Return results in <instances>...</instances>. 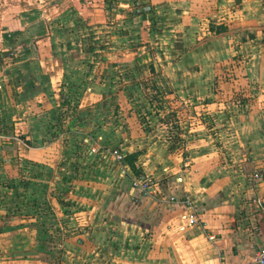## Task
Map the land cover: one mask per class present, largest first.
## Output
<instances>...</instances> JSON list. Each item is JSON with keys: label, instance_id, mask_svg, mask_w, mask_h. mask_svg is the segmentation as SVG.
I'll list each match as a JSON object with an SVG mask.
<instances>
[{"label": "rangeland", "instance_id": "obj_1", "mask_svg": "<svg viewBox=\"0 0 264 264\" xmlns=\"http://www.w3.org/2000/svg\"><path fill=\"white\" fill-rule=\"evenodd\" d=\"M164 2L61 0L49 7L48 30L35 44L56 51L42 54L52 61L40 84L24 69L19 88L2 92L0 257L55 261L63 240L86 231L89 218L108 221L114 202L131 199L121 183L132 176L158 187L170 167L209 148L228 174L249 154L264 156V79L250 69L264 63V36L229 30L208 8L182 30L184 9ZM175 61L196 63L199 89L184 90L194 74L185 70L177 81ZM247 125L255 131L244 132Z\"/></svg>", "mask_w": 264, "mask_h": 264}, {"label": "crops", "instance_id": "obj_2", "mask_svg": "<svg viewBox=\"0 0 264 264\" xmlns=\"http://www.w3.org/2000/svg\"><path fill=\"white\" fill-rule=\"evenodd\" d=\"M59 1L0 0V110H4L3 88L9 89L10 85L19 88L25 80L24 69H28V77L34 83L40 84L39 73L46 70L44 64L52 61L51 56L43 60L42 54L51 55L56 50L50 46L44 50L35 44L36 38L48 30L49 7ZM164 1V6L184 9L178 19L181 22L178 28L183 26L182 30L188 29L189 20L196 22L200 18L197 15L200 10L208 8L213 16L225 21L229 30L264 36V0ZM193 53L197 56L199 51L194 49ZM172 64L170 67L174 66L177 81L181 82L183 72L193 73L192 66L196 63ZM261 64L250 68L257 69L258 80L264 79V63ZM202 82L194 74L191 82L184 84V90L187 85L199 89ZM34 111H40L37 105ZM20 123L25 130V123ZM247 126L242 129L247 134L255 131ZM259 149L263 150L264 144ZM249 156L250 160L243 158L238 169L228 174L217 169L218 160L212 157L209 148L191 163L182 160L170 167L166 172L169 177L163 183L157 187V183L150 182L151 191L133 202V195L140 192L133 181L148 178L132 176L129 183H121L129 186L131 199L126 198L123 204L120 200L114 202L110 206L113 218L108 221L101 218L92 223L89 218L86 231L65 238L56 263L53 260L46 263L38 257L13 256L17 259L2 255L0 264H10V259L13 264H59V261L60 264H255V252L264 248V156ZM98 206L105 211L106 206ZM190 214L197 218L195 223L189 222Z\"/></svg>", "mask_w": 264, "mask_h": 264}, {"label": "built area", "instance_id": "obj_3", "mask_svg": "<svg viewBox=\"0 0 264 264\" xmlns=\"http://www.w3.org/2000/svg\"><path fill=\"white\" fill-rule=\"evenodd\" d=\"M91 153L95 152L94 148L90 149ZM112 156L115 158L117 161L122 160V155L119 151L113 150L111 152ZM133 186L135 188H138L140 190L150 192L151 191V184L148 180L145 179H136L133 181ZM196 217L194 214L189 215V222L190 223H195L196 222ZM218 264H223V263H218ZM255 264H264V248H260L255 252Z\"/></svg>", "mask_w": 264, "mask_h": 264}]
</instances>
